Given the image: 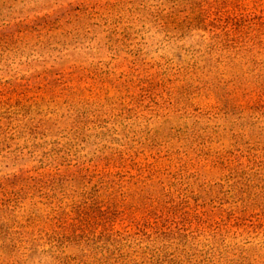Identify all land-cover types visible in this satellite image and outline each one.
<instances>
[{
    "label": "rangeland",
    "instance_id": "rangeland-1",
    "mask_svg": "<svg viewBox=\"0 0 264 264\" xmlns=\"http://www.w3.org/2000/svg\"><path fill=\"white\" fill-rule=\"evenodd\" d=\"M0 264H264V0H0Z\"/></svg>",
    "mask_w": 264,
    "mask_h": 264
}]
</instances>
